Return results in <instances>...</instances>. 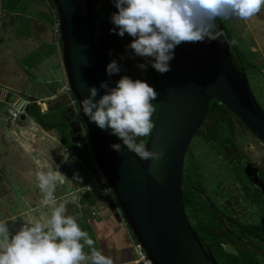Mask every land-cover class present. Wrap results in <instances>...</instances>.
<instances>
[{
    "label": "water",
    "instance_id": "water-1",
    "mask_svg": "<svg viewBox=\"0 0 264 264\" xmlns=\"http://www.w3.org/2000/svg\"><path fill=\"white\" fill-rule=\"evenodd\" d=\"M57 8L63 45V62L70 91L80 107L90 87L104 94L109 81L106 66L117 35L113 25L96 32V0H52ZM218 40L182 42L175 48L170 71L163 75V99L147 148L163 151L161 160H141L127 150L110 130L87 126L95 157L120 205L122 215L153 264H220L208 253L186 215L182 178L188 150L217 99L264 143V110L254 95L248 75L234 67L230 44L219 27ZM109 86L112 87L111 81ZM24 107L21 120L30 115ZM81 109V108H80ZM82 112V109H81ZM245 173L261 187L257 169Z\"/></svg>",
    "mask_w": 264,
    "mask_h": 264
},
{
    "label": "clouds",
    "instance_id": "clouds-1",
    "mask_svg": "<svg viewBox=\"0 0 264 264\" xmlns=\"http://www.w3.org/2000/svg\"><path fill=\"white\" fill-rule=\"evenodd\" d=\"M111 2L117 11L110 16V31L131 38L126 51L130 58L144 60L137 65L139 69L146 71L150 66L160 74L170 71L175 48L182 42L218 40L217 19L248 20L264 7V0ZM120 72L118 61L111 60L106 66L109 81L99 85L104 94L97 99L98 89L90 87L88 96L80 101L82 113L89 123L110 130L122 141L110 145L114 151L122 153L126 146L141 160L157 162L164 152L149 150L141 138L153 132L152 101L157 100L158 92L146 81L126 75L110 87L111 77ZM20 110L25 113L24 107ZM63 178V174L51 170L36 173L37 187L43 194L41 203L51 208L47 219L24 223L15 233L10 232L8 221H0V264H113L109 256L95 248L94 240L81 229L77 218L66 215L65 203H57L56 186ZM86 246L89 253L84 251Z\"/></svg>",
    "mask_w": 264,
    "mask_h": 264
},
{
    "label": "rangeland",
    "instance_id": "rangeland-1",
    "mask_svg": "<svg viewBox=\"0 0 264 264\" xmlns=\"http://www.w3.org/2000/svg\"><path fill=\"white\" fill-rule=\"evenodd\" d=\"M44 3L54 11H52L53 17L59 24L56 16L57 11L54 10L52 1L44 0ZM224 20L230 28L233 42L255 64L248 78L252 91L264 110V7L248 20L234 18ZM216 29L218 30L217 27ZM229 44L231 48V42ZM54 45L57 48L54 62L58 69V77L53 78L52 82L50 81L52 78L49 77L47 81H44V84L47 85L45 88L48 95L46 100L50 102L49 104L54 103L55 105V100H60L59 95L65 97L63 102L67 104L66 116L70 113L76 118L78 110L74 107L75 102L69 93L70 84L63 62V53L57 44L54 43ZM125 63L130 64L129 58L125 59ZM132 71L137 78L144 80L143 73L134 66H132ZM38 90L40 91V88ZM53 94L58 97H55L54 101L48 100ZM38 106L43 114L49 112V105L48 107ZM4 112L8 113V110H4ZM236 124L239 151L243 152L253 163L264 166V143L250 130L242 127L237 120ZM6 127L0 133V221H8L11 233H15L24 223L30 224L38 219L43 221L49 217L51 208L41 203L43 194L37 187L38 181L36 180L38 171L48 170L64 175V178L56 186L57 203H65L66 215L77 218L81 229L87 232L91 238L97 237L94 224L105 218L106 209L108 212L117 213L124 226L131 232L118 201L111 195L112 189L109 182L103 181L101 175L96 176L80 168V161L62 144L57 130L43 131L32 121L27 123L21 119L16 124L7 123ZM78 131L82 132L80 128ZM85 137V133L82 132L79 139ZM191 147L207 195L215 204L225 210L226 205L231 207L239 204L236 206V212H240L241 208L246 212L242 217L243 221H261L264 217L241 199L240 185L235 182L231 166L212 152L201 137H196ZM89 192L99 194V206L91 207L84 203V196ZM227 214L230 212L227 211ZM225 248L228 251L231 250L229 247ZM84 251L89 253L90 249L86 246ZM129 252L133 256L132 248L129 249Z\"/></svg>",
    "mask_w": 264,
    "mask_h": 264
},
{
    "label": "trees",
    "instance_id": "trees-1",
    "mask_svg": "<svg viewBox=\"0 0 264 264\" xmlns=\"http://www.w3.org/2000/svg\"><path fill=\"white\" fill-rule=\"evenodd\" d=\"M96 2L95 24L96 32L98 34L109 26L110 16L117 10L111 0H96ZM52 4L54 10L57 11L53 1ZM56 16L58 17V12ZM51 22L54 26V17L51 19ZM215 24L218 29L219 27L223 28L224 36L228 42H231L234 67L239 72L249 75L255 67L254 62L235 42H233L230 28L224 19H217ZM130 42L131 38L127 34H125L123 38L117 36L111 51L109 62L111 60H117L121 66V72L118 75H113L110 81L112 86H115V82L125 75L129 76L133 80L140 79L134 75L132 66L142 72L144 75V81H146L154 88V90L158 92L157 100L152 101L155 109L152 115V122L155 126L163 99L164 74L158 73L150 66L146 71L139 69L137 65L144 63V60L139 57H136L135 59L129 57V53L126 51V46ZM60 49L62 52L63 45L61 39ZM121 57H123V59H121ZM126 58H129L130 64L125 63ZM69 93L71 95V99L75 102L74 107L78 110L76 118L71 116L70 113L66 116L67 104L63 102L65 99L63 96H59L60 100H55V105L54 103L49 104V112L45 114L41 112L36 102H32L30 104V117L35 123L43 128L44 131L57 130L59 132L62 144L80 161V168L87 170L93 175H100L101 170L95 157L94 148L90 140L87 126L84 119H82L83 116L81 109L73 93L71 91ZM80 118L81 121L79 122ZM236 120L242 127L248 129L232 112L228 110L226 106H224L217 99H213L210 102L209 113L205 122L198 131L196 137H201L208 144L212 152H214L217 156H221L223 160L231 166L232 170L236 174L237 182L241 183L242 186L246 188L243 182L245 178L244 165L246 162L243 163L244 156L241 155L237 144L238 127ZM79 128L86 136L81 140L79 139V136L82 132L78 131ZM150 136L143 137L141 139L145 144H147ZM187 157V161L185 160L184 164L182 178L183 202L188 220L200 240L203 242L206 250H208V252H210L220 264H264V260L262 262L257 254L251 253L250 251H242L240 256H237L227 252L223 248V243H232L234 245L238 244L237 240L232 238L229 233H226L224 237L219 234L218 228L223 226L225 218H230L224 214L207 195L206 189L203 186L198 173V164L192 154L191 146L188 150ZM111 192L112 197L116 199L112 190ZM245 192L250 198L251 195L249 194V191ZM98 198L99 194L93 192L86 193L84 196V203L91 207L99 206L100 201ZM106 205L108 206V203ZM246 235H251L258 241L264 242V223L261 225H252L249 228H240L238 236L244 237ZM262 249H264V244Z\"/></svg>",
    "mask_w": 264,
    "mask_h": 264
},
{
    "label": "crops",
    "instance_id": "crops-1",
    "mask_svg": "<svg viewBox=\"0 0 264 264\" xmlns=\"http://www.w3.org/2000/svg\"><path fill=\"white\" fill-rule=\"evenodd\" d=\"M52 11L44 0H0V133L7 128V123L19 121L10 120L4 112L10 105L19 108L36 102L48 107L50 103L46 100L44 81L49 77L52 82L58 77ZM55 95L48 100L54 101L58 97ZM24 121L39 126L30 116ZM104 213L105 218L94 224L97 234L92 237L94 245L113 264H132L134 251L129 229L117 213L107 209ZM130 247L133 256L128 253Z\"/></svg>",
    "mask_w": 264,
    "mask_h": 264
},
{
    "label": "flooded vegetation",
    "instance_id": "flooded-vegetation-1",
    "mask_svg": "<svg viewBox=\"0 0 264 264\" xmlns=\"http://www.w3.org/2000/svg\"><path fill=\"white\" fill-rule=\"evenodd\" d=\"M243 157V163L246 162L244 165V174L245 178L243 180L246 188L242 186L241 183L240 185V190L242 192V200L247 203L246 205L254 208L259 215H262L264 217V166L258 165L253 163L243 152H240ZM222 158L221 156H219ZM223 159V158H222ZM248 164H253L256 169H257V175H258V180L261 183V187L259 188L258 186L254 185L253 182L248 178V176L245 173V168L247 167ZM235 177V182H237L236 174L233 171ZM204 186V185H203ZM245 191H249V194L251 197L246 194ZM254 200V201H253ZM213 201V200H212ZM214 202V201H213ZM215 203V202H214ZM235 204V203H234ZM239 205V204H238ZM237 204L232 205L231 207H228L226 205V210L220 208L219 209L226 214L230 219L225 218V223L223 226L218 228L219 234L221 236H225L226 233H229L232 238L237 240L238 244L234 245L232 243H223L222 246L226 250L225 247H229L231 250H226L229 253H232L234 255L240 256L242 251H250L251 253H255L259 256L260 260L263 262L264 258V249H262L264 242L263 241H258L256 238L252 237L251 235H246L244 237H240L239 231L240 228L243 227H251L252 225H261L264 223V218L259 221V222H246L242 220L243 215L246 214L245 210L241 208L240 212H236V206ZM227 211L230 212V214H227ZM244 211V212H243ZM245 229V228H244ZM206 249V248H205ZM208 252V250H206ZM210 253V252H208Z\"/></svg>",
    "mask_w": 264,
    "mask_h": 264
},
{
    "label": "built area",
    "instance_id": "built-area-1",
    "mask_svg": "<svg viewBox=\"0 0 264 264\" xmlns=\"http://www.w3.org/2000/svg\"><path fill=\"white\" fill-rule=\"evenodd\" d=\"M57 19H55V24H54V34H55V39L54 43L57 44V46L60 48V39H61V34H60V24H57ZM24 110H20L16 106H10L8 109L7 116L10 120L16 121L21 118L22 113ZM100 175L103 179V181L107 180L102 171L100 172ZM131 244L132 248L134 251V260L132 264H153L151 259L149 258L147 252L145 251L144 247L142 244H140L137 239L131 235Z\"/></svg>",
    "mask_w": 264,
    "mask_h": 264
},
{
    "label": "bare ground",
    "instance_id": "bare-ground-1",
    "mask_svg": "<svg viewBox=\"0 0 264 264\" xmlns=\"http://www.w3.org/2000/svg\"><path fill=\"white\" fill-rule=\"evenodd\" d=\"M58 17H59V15H58ZM59 24H60V21H59Z\"/></svg>",
    "mask_w": 264,
    "mask_h": 264
}]
</instances>
